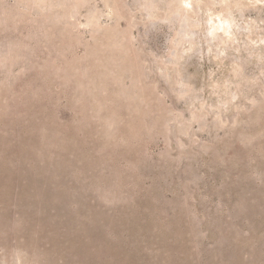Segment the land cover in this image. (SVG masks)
I'll list each match as a JSON object with an SVG mask.
<instances>
[{
	"label": "rangeland",
	"instance_id": "obj_1",
	"mask_svg": "<svg viewBox=\"0 0 264 264\" xmlns=\"http://www.w3.org/2000/svg\"><path fill=\"white\" fill-rule=\"evenodd\" d=\"M0 264H264V0H0Z\"/></svg>",
	"mask_w": 264,
	"mask_h": 264
}]
</instances>
